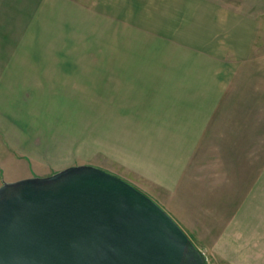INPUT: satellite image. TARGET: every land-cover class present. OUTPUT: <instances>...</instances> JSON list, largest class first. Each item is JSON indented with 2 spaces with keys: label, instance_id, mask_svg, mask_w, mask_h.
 <instances>
[{
  "label": "rangeland",
  "instance_id": "rangeland-1",
  "mask_svg": "<svg viewBox=\"0 0 264 264\" xmlns=\"http://www.w3.org/2000/svg\"><path fill=\"white\" fill-rule=\"evenodd\" d=\"M200 1L264 15V0ZM170 2L183 0H0V185L70 166L100 167L152 193L210 264H243L248 256L264 264V121L247 125L256 135L244 143L233 117L240 113L227 112L223 101L174 191L145 178L147 165L160 159L163 135L180 123L176 88L161 73L171 64L164 62L179 57L187 89L209 84L188 78L193 73L211 72L189 39L172 47L179 38L167 33L169 25L145 34L131 28L137 8ZM130 56L153 57L144 64L146 79L121 78L129 64L115 62ZM251 64L241 70L264 67ZM233 94L241 101L240 90Z\"/></svg>",
  "mask_w": 264,
  "mask_h": 264
},
{
  "label": "water",
  "instance_id": "water-1",
  "mask_svg": "<svg viewBox=\"0 0 264 264\" xmlns=\"http://www.w3.org/2000/svg\"><path fill=\"white\" fill-rule=\"evenodd\" d=\"M0 264H210L147 192L77 165L0 185Z\"/></svg>",
  "mask_w": 264,
  "mask_h": 264
},
{
  "label": "crops",
  "instance_id": "crops-1",
  "mask_svg": "<svg viewBox=\"0 0 264 264\" xmlns=\"http://www.w3.org/2000/svg\"><path fill=\"white\" fill-rule=\"evenodd\" d=\"M202 3L200 0H183L181 3H168V8H137L136 18L132 16L130 18L131 28L134 27L137 32H144V34L158 31L154 28L157 23L169 25L166 26L167 33L175 31V36L179 38L172 47L182 48L185 44H182L180 40L189 39L192 43L187 47L194 49L195 57L201 55L206 69L211 70L210 74H205L201 78H198L195 73L188 77L193 81L209 80V84H204L202 87L200 83V87L187 89L184 84L187 77L180 70L179 57L174 56L173 61L164 62L171 64L164 67L161 73L167 74L162 79L171 80V88H176L175 94L178 99L172 108L181 113L178 116L180 123L177 127H171L169 132L163 135L164 146L159 151L160 159L153 160L150 165H147L149 171L145 178L151 179L153 183L161 184L168 191H174L177 188L176 185L178 186L181 182L205 133L215 118L219 120L218 114L223 109H221L223 101L224 105H227L225 108L227 112L232 115L234 112L241 114L240 117V114L233 117L236 125L238 123L242 125L244 143L254 142L256 135L253 131H249L247 125L264 121V96H262L264 95V67H260L259 71L253 73L251 71L244 73L245 71L241 70L242 66L246 68L248 65H253L251 63L264 64V15L249 14L241 10H238L240 12L238 13L237 9L229 7L219 8L216 7L218 4L212 1L208 4ZM161 10L163 13L158 12L155 15L154 11ZM166 36L163 35L162 39ZM149 60L152 64L153 57L150 59L144 56H130L128 60L117 58L115 63L129 64L130 71L125 76H121L122 79H146L147 75L142 74L149 73L147 66L144 65L148 64ZM134 64L138 66L141 64L137 71L133 69ZM239 90L242 99L236 101L240 94L234 95L233 92ZM184 95L191 98L185 99L186 103L181 104L179 98ZM236 103L240 104L236 105ZM250 113H257L262 117L255 118L254 122H251L249 121ZM259 126L262 127L261 123L257 129ZM129 181L135 184L133 180ZM144 191L153 195L148 190ZM251 252L255 253L248 250L250 255H252ZM248 257L247 262L245 259L243 264H251L250 256ZM255 264L261 263L258 260Z\"/></svg>",
  "mask_w": 264,
  "mask_h": 264
}]
</instances>
